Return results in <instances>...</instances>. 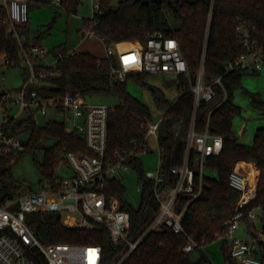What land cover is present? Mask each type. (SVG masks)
I'll return each instance as SVG.
<instances>
[{
  "label": "trees",
  "instance_id": "1",
  "mask_svg": "<svg viewBox=\"0 0 264 264\" xmlns=\"http://www.w3.org/2000/svg\"><path fill=\"white\" fill-rule=\"evenodd\" d=\"M69 9L77 13L79 0H68ZM100 12L96 15V32L106 37L108 43L140 41L144 44L147 34L163 31L179 40L181 50L188 61L191 79L179 77L180 94L176 101H170L164 91L154 89V99L159 108L165 111L159 129V143L164 153V173L168 181H173L170 173L173 166L181 165L186 149L190 123L194 113V94L190 88L195 83L201 66L204 67L206 83L223 75L225 90L216 87L213 102L202 101L196 111V130L204 132L209 121V131L223 137V150L217 156L206 159L205 169L216 171L218 177L205 173V187L200 196L193 199L183 215L185 234L174 233L170 229L149 233L142 244L126 259L123 264H213L204 254L193 259L191 252L184 247L189 237L204 245L215 241V234L222 231L225 222L234 212L238 193L230 186V174L239 161L253 163L259 170L257 194L249 207L264 204V125L257 129L254 143L245 145L235 137L233 119L240 113V107L234 102L235 91L242 87V77L247 72L243 69H230L229 64L246 52L237 28L241 25L250 32L254 41L264 53V0H166L164 3L142 5L139 0H123L118 5L110 0H101ZM211 20L209 22V15ZM25 34L24 48L41 45L39 39L31 38L27 27H17ZM11 25L4 20V10L0 7V55L8 53L20 58L21 48L16 38L10 33ZM123 43L120 46H127ZM67 45L59 47L46 56H58L65 53ZM43 59L35 58L36 63ZM116 62L110 57H96L89 52H80L74 56H64L56 69L47 68L50 74L41 85H33L44 96H66L67 94L84 97L96 94L118 96L120 104L113 106L109 115L107 156L116 151L125 152L134 148V143H141L146 136V122L151 118L150 108L130 94L127 81L134 79L141 85H147L150 73L133 72L124 79H115L112 67ZM21 66V65H20ZM36 68L42 69L37 64ZM28 74V70L26 69ZM224 99V101H223ZM223 101L214 108V104ZM253 103L264 116V101L253 98ZM214 108L209 118L210 110ZM13 130L31 128V137L25 150L33 153L43 148L45 139L53 144L44 147V160L37 161L38 168L45 180L55 183L59 177L57 169L61 157L69 152L91 154L86 141L74 130H69L65 123L47 121L39 126L34 117L11 121ZM16 154L0 155V204L14 199L22 190L12 175L11 168ZM111 160V159H110ZM142 158L131 161L142 185L141 200L138 208L127 199V188L120 181L110 184V193L118 196L125 211L131 214L129 236L133 237L144 228L158 207L154 199V182L146 177ZM186 203L183 200L182 204ZM28 224L34 229L39 240L45 244H98L103 248V264H111L123 250L124 241L114 242L108 228L101 227L93 231L69 228L62 223L59 214L37 212L27 216ZM226 261L227 247L224 245ZM28 256L36 264H48L41 251L33 249Z\"/></svg>",
  "mask_w": 264,
  "mask_h": 264
},
{
  "label": "built area",
  "instance_id": "2",
  "mask_svg": "<svg viewBox=\"0 0 264 264\" xmlns=\"http://www.w3.org/2000/svg\"><path fill=\"white\" fill-rule=\"evenodd\" d=\"M32 2L57 7L70 6L68 0H0L4 20L10 23L12 38L18 40L22 50L19 59L8 53L0 55V93L6 91L0 99L20 105L19 114L27 109L37 108L43 115H47L48 109L53 107L62 117L61 122L69 125L70 130L79 133L92 153L73 151L65 153L72 175L59 176L55 183L48 181L43 184L41 191L27 190L14 199L0 204V264H36L28 256L33 249L41 251L48 264H103L101 245L41 242L27 221L28 214L40 211L59 214L62 223L69 228L86 231L108 228L114 242L124 241L125 244L111 264H123L149 233L170 229L174 233L187 235L182 222L183 215L189 203L199 197L205 187V161L210 156L219 155L224 146L222 136L210 133L209 121L204 132L196 130V111L202 101L213 102L217 86L225 90L223 75L206 83L202 65L195 83L190 88L195 93V111L190 123L184 162L170 169L174 176L173 181L167 180L163 170L165 155L159 143V129L163 119L155 123L148 119L143 141L135 142L134 148L130 151L114 152L110 160L107 156L108 124L113 107L89 105L82 95L44 96L37 90L30 89L33 85L43 84L50 75H54V72L49 74L47 68L56 69L59 60L64 56L79 53L76 48L68 49L63 54L58 53L51 63L50 57L46 58L49 51L42 45L33 44L28 50L24 48L26 37L17 27L28 28ZM101 7L98 1L94 4L93 18L83 30V35L84 38H99L105 44L107 57L116 62L112 67L115 79L124 80L133 72L173 74L191 79L188 61L181 50V42L163 31L149 32L147 42L144 44L138 42L134 46L118 48L119 43H108L109 40L95 30L98 23L96 15ZM210 20L211 13L209 22ZM245 28L241 25L237 30L239 38L245 44L246 52L237 62H231L229 68L243 69L248 73L260 72L264 68L263 50L250 39V32ZM35 58L43 60L36 63ZM37 64L43 68H36ZM14 65H23L28 70L27 81L17 94H12L6 87V69ZM223 101L214 104V108ZM214 108L210 110L209 118ZM14 119L7 112L0 120V155L20 152L26 148V142L19 139L11 130L10 124ZM155 151L160 160L157 171L146 170L145 173L147 179L154 182V199L158 207L144 228L130 237L131 214L125 211L121 199L110 193V184L113 181L123 183L125 171L134 168L131 161ZM196 158L200 164L199 168H196ZM239 162L235 164L229 178L230 186L239 197L233 214L226 220L224 229L215 234V240L226 241L228 264H264V204L249 207L251 201L256 198L258 182L253 185L250 173L236 167ZM138 191L142 193L141 184ZM126 199L128 200L127 193ZM183 200H186V203L182 204ZM254 220L261 221V231L253 226L250 227L252 233L250 238L235 236L243 222L251 223ZM204 247L203 243L189 237L184 251L191 252Z\"/></svg>",
  "mask_w": 264,
  "mask_h": 264
},
{
  "label": "rangeland",
  "instance_id": "3",
  "mask_svg": "<svg viewBox=\"0 0 264 264\" xmlns=\"http://www.w3.org/2000/svg\"><path fill=\"white\" fill-rule=\"evenodd\" d=\"M80 5L77 13L70 11L68 7H57L47 5L39 2H32L30 5V21L27 26L30 29L31 38L34 40L39 39L40 44L47 49L50 53L57 50L63 45H67L69 49L76 48L80 52H89L96 57H106V46L99 38L87 37L84 38L83 30L88 26V23L93 18V6L101 0H79ZM123 0H110L111 4L118 5ZM140 41L126 42L129 46H134ZM123 44V43H122ZM121 45V44H120ZM128 46V45H127ZM55 56H50V62H54ZM6 87L9 88L11 93H19L23 89L28 74L26 75V67L23 65H14L6 69ZM180 76L173 74H151L146 79L147 85H141L134 79L127 81L128 90L131 95L146 104L151 110L152 122H159L164 117L165 111L159 108L154 99V89L158 88L164 91L167 98L174 102L179 94L178 80ZM242 87L235 91L234 102L240 107L238 113L233 119V130L235 137L240 143L252 145L254 143L255 134L257 129L264 125V116L261 114L258 107L253 103V98L257 97L264 101V68L260 72H246L242 77ZM85 101L89 105H107L110 107L120 104L118 96L108 94H96L86 96ZM47 115H43L37 108L27 109L24 113L19 114L20 105L11 101H4L0 99V120H2L9 112L10 116L15 118L13 121L18 122L22 119L34 117L39 126H44L47 121H58L61 123L60 117L53 107H50ZM70 130V126L67 125ZM12 132L28 142L31 137V128H23L13 130ZM53 140L45 139L42 142L43 148L32 151H26L22 155L20 152H15L16 158L12 164L11 172L19 190L25 192L27 190L41 191L43 184L48 181L45 180L38 168L37 161L44 160V147L51 146ZM143 166L146 170L157 171L158 168V154L152 152L149 155L142 156ZM253 163L239 162L236 167L243 171H248L252 178H254L255 166ZM198 158H196V168H199ZM211 177H218L216 171H208ZM59 176L72 175V171L68 166V161L65 154L59 161L57 169ZM126 176L122 182L127 188V198L133 206H138L141 200L140 191L138 188V174L134 168L125 171ZM256 226L260 231L262 223L260 220H254L251 223L243 222L241 227L237 230L235 236L238 238H250L252 233L250 227ZM226 241L215 240L205 245L204 249H195L192 251L191 256L193 259H198L202 254L206 255L213 264H228L225 257L224 245Z\"/></svg>",
  "mask_w": 264,
  "mask_h": 264
},
{
  "label": "water",
  "instance_id": "4",
  "mask_svg": "<svg viewBox=\"0 0 264 264\" xmlns=\"http://www.w3.org/2000/svg\"><path fill=\"white\" fill-rule=\"evenodd\" d=\"M141 2V6L142 5H147V4H150V3H164L166 0H139ZM6 93L5 90H3L1 93H0V96L4 95Z\"/></svg>",
  "mask_w": 264,
  "mask_h": 264
},
{
  "label": "crops",
  "instance_id": "5",
  "mask_svg": "<svg viewBox=\"0 0 264 264\" xmlns=\"http://www.w3.org/2000/svg\"><path fill=\"white\" fill-rule=\"evenodd\" d=\"M130 42V41H129ZM131 42H133V41H131ZM122 43H126V42H121V43H119L118 44V48L120 47L121 48V46H120V44H122ZM174 76H177V75H174ZM178 77V76H177ZM166 95V94H165ZM167 97V96H166ZM176 101V100H175ZM164 118V117H163ZM163 118H161V119H163ZM242 162H244V161H242ZM251 165H253V164H251ZM255 170H256V172H257V176H256V183L259 181L258 179H259V170L257 169V168H255ZM226 245V244H225Z\"/></svg>",
  "mask_w": 264,
  "mask_h": 264
},
{
  "label": "bare ground",
  "instance_id": "6",
  "mask_svg": "<svg viewBox=\"0 0 264 264\" xmlns=\"http://www.w3.org/2000/svg\"><path fill=\"white\" fill-rule=\"evenodd\" d=\"M256 176H257V172L256 171H254V178H252V183H253V185H255V183H256Z\"/></svg>",
  "mask_w": 264,
  "mask_h": 264
}]
</instances>
